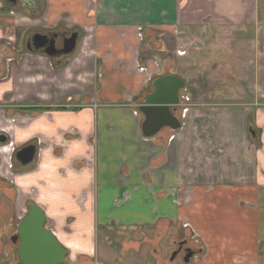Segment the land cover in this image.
<instances>
[{"label": "crops", "instance_id": "0c3cea01", "mask_svg": "<svg viewBox=\"0 0 264 264\" xmlns=\"http://www.w3.org/2000/svg\"><path fill=\"white\" fill-rule=\"evenodd\" d=\"M262 2L0 0V162L20 163L0 177L15 220L0 264L20 262L30 204L67 250L59 264H264ZM75 32L66 59L28 50L35 34ZM205 40L226 49L204 64L193 53ZM164 75L184 79L182 126L146 137L139 107ZM188 237L190 260L173 257Z\"/></svg>", "mask_w": 264, "mask_h": 264}, {"label": "water", "instance_id": "95a60500", "mask_svg": "<svg viewBox=\"0 0 264 264\" xmlns=\"http://www.w3.org/2000/svg\"><path fill=\"white\" fill-rule=\"evenodd\" d=\"M78 38L77 32L72 33L65 39L64 48L60 50L56 46L55 37L49 39L47 35L40 33L34 35L33 43L36 49H42L50 40V49L46 48L44 52L54 56L56 51L65 54L73 53L76 50ZM31 46L29 44V47ZM184 84V79L177 75L160 76L154 81V91L145 96L139 107L145 116L142 130L146 137L156 135L164 127L176 130L182 126V122L173 111L181 104L180 91ZM252 132L254 134V131ZM2 136L6 138L5 134ZM0 141H2L1 138ZM36 152L37 146L31 144L17 151V158L23 164H29L34 160ZM45 224L44 211L38 205L30 204L29 213L21 221L14 238V240L20 239L18 255L22 264H59L65 258L67 250L56 236L46 229ZM177 253L178 251H174L173 257ZM185 253V260L189 261L193 251L187 248Z\"/></svg>", "mask_w": 264, "mask_h": 264}, {"label": "rangeland", "instance_id": "374dc122", "mask_svg": "<svg viewBox=\"0 0 264 264\" xmlns=\"http://www.w3.org/2000/svg\"><path fill=\"white\" fill-rule=\"evenodd\" d=\"M262 1H263L262 2L263 5H264V0H262ZM195 46H197V48L198 47L199 48H198V52H196V50H194L195 53H193V55H195L197 53L198 54L197 55L198 58L204 64L206 63V59H207L206 56H208L207 54H208V51L209 50H210V52L213 51V53H214L215 51H223V49H226V48H224L222 46V44H213L209 40L200 41ZM212 46H215V47H212ZM189 55H190V53L183 56L185 63H186V59L189 58L188 57ZM185 63L183 65L186 66ZM185 66L184 67L183 66L181 67L182 72L184 71ZM198 68H199V66L197 64V70H198ZM188 77H190V76H188ZM188 80L191 81L190 78H188ZM189 83H191V82H189ZM190 89H191V86L188 84L187 90H185V91H189ZM183 93H184V91L182 92V97L183 96L184 97H189L190 99L193 97V95L189 96V92L187 94L188 96L185 95L186 93L185 94H183ZM234 104H238V103H230V104H227L226 106H228V105H230V106H228L226 108H221V109H225V111H224L225 113L227 111H229L230 112V113H228L229 116L235 117L236 119H239V115H233L232 116V114H233V112H236V111H241L242 112L243 108H241V107H235ZM228 114H227V120H228ZM5 125H6L5 120L3 119L2 115L0 114V133H1V128L5 127ZM11 137H12V135H11ZM1 162H0V177H3L1 173L5 170L4 167H6V169L7 168L9 169V166H11V165L13 166V157H12V154H11V156H8V161L7 162H4V164H1ZM13 204H14V201L13 200H11V199L9 200V198H7L6 195H4V194H2L0 192V234L3 233L2 231L5 232V230H7L12 223H15L14 216H13V210H14V208L12 206ZM15 205L18 206L17 204H15ZM22 205H23V203L19 204V206H18L19 210L22 208ZM25 206L27 208V203H25ZM190 240H192V239L189 238V241ZM164 242L165 241H162L161 243H164ZM12 262H13V264H20V262H18L17 258H16V261L13 259Z\"/></svg>", "mask_w": 264, "mask_h": 264}, {"label": "flooded vegetation", "instance_id": "af4514ba", "mask_svg": "<svg viewBox=\"0 0 264 264\" xmlns=\"http://www.w3.org/2000/svg\"><path fill=\"white\" fill-rule=\"evenodd\" d=\"M57 34V36H56V46H57V48H58V50H60V49H62V48H64V43H63V40L65 39V37H66V35L64 34V33H61V34H59V33H56ZM60 35H61V37H60ZM62 38V39H60L61 40V42H59V40H58V38ZM31 45H33V47H35V45H34V43L32 42V44ZM49 44L47 43L46 44V46H44V47H42V49H43V51L47 48V49H50L49 48ZM28 50H34V49H32L31 47H29L28 48ZM55 53H57V55L59 56V57H63V59H66L67 57H69V56H71L72 55V53H70V54H63V52H59V51H56ZM180 105H182V102H181V104ZM179 105V106H180ZM178 106V107H179ZM165 128V127H164ZM163 129V128H162ZM252 131H254L253 129H250V132L251 133H253ZM3 132V134H6V133H4V130H1V133ZM0 133V138L2 139V141L0 142V145H2V144H6L8 141H9V136H6V138L4 137V136H2V134ZM37 144V142H35V141H30L28 144ZM10 147V146H9ZM8 146H6L5 148H3L2 149V151H1V153L3 154V159L5 160L7 157H6V155L5 154H7L6 153V151H9V153H10V148H9ZM21 148V147H20ZM38 151V150H37ZM8 153V154H9ZM1 164H2V162H1ZM18 165H20V163L18 164V163H15V164H13V166H12V168L14 169V166H18ZM13 238H15V236L13 237ZM18 240H20L19 238H17L15 241H18ZM183 242V243H182ZM192 248V246L190 245V243H189V239H187L186 238V240H181V242H179L176 246H175V248H174V250L175 251H178V253L179 252H184L185 253V251H186V249L187 248ZM190 250H192V249H190ZM177 253V254H178Z\"/></svg>", "mask_w": 264, "mask_h": 264}]
</instances>
